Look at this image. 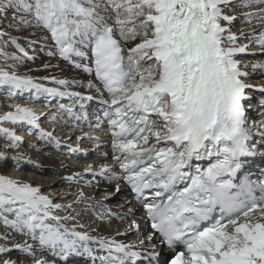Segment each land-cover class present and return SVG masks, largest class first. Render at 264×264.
<instances>
[{
  "label": "snow or ice",
  "instance_id": "1",
  "mask_svg": "<svg viewBox=\"0 0 264 264\" xmlns=\"http://www.w3.org/2000/svg\"><path fill=\"white\" fill-rule=\"evenodd\" d=\"M254 5L256 12L243 11ZM237 6V0H0V11L22 12L46 29L63 60L72 63L75 57L94 64L74 66L94 71L102 89L91 83L88 87L108 94L104 102L111 108L106 116L113 159L151 222L153 234L147 239L158 233L169 247L181 244L185 249L171 264H264V196L258 200L253 195L255 185L247 177L239 185L224 179L236 175L241 157L253 154L242 103L251 85L242 79L248 73L236 59L248 45L239 43L230 29L237 19L230 13ZM239 9L246 22L258 17L264 28V0H239ZM249 39L264 51V31ZM0 87H7L9 97L31 90L65 95L3 67ZM9 107L14 110L0 115V124L40 127L32 108ZM0 135L7 139L6 147L21 142L5 127ZM50 135L40 130L41 139ZM205 159L206 168L195 164ZM108 171L103 167L99 174ZM260 191L264 193V182ZM61 207L39 187L0 175V223L38 244L14 245L32 264H50L38 251L63 259L78 247L89 251L88 243L96 242L61 223L53 214ZM217 209L219 219L212 215ZM132 226L138 230L135 221ZM98 243L108 250L107 264H126L129 258L135 264L140 258L133 245L107 238ZM9 251L0 246V254ZM148 255L156 257L155 252ZM2 264L17 262L6 259Z\"/></svg>",
  "mask_w": 264,
  "mask_h": 264
},
{
  "label": "bare ground",
  "instance_id": "2",
  "mask_svg": "<svg viewBox=\"0 0 264 264\" xmlns=\"http://www.w3.org/2000/svg\"><path fill=\"white\" fill-rule=\"evenodd\" d=\"M255 8L257 9V7ZM243 11H246V9H243ZM238 12H240L239 8L230 13L237 16V19L233 21L230 26L231 32L238 36L239 43L248 45L247 53H250V55L246 57L247 63L261 65L256 61L264 60V51H261L259 46L249 38L258 36L264 31V28H262L256 20H251L253 24L247 26V30H245L244 24L241 25L240 23L241 18L244 17L238 16ZM16 34L19 35L21 33L17 32ZM21 38L24 43L28 45L25 47L26 55L23 52L19 58L22 60L21 63L19 62L14 65L0 63V67L5 68V70L9 72L14 69L20 76L31 77L34 83L41 84L44 88H55L60 92H73L78 94L80 98L76 100L79 103H87L92 105L96 110L100 109L101 115L99 121L107 117L106 113L111 111L109 103L104 102L109 99L107 92L103 91V94H101V92L96 90V87H88L89 83H91L102 89L101 82L96 79L94 71L90 74L83 71V68H76L74 66L75 63H81L82 65L94 68V64H92L90 60H80L75 57L72 63L63 60L59 56L57 47L51 39V36L48 35L47 30L35 24L28 26L27 31ZM36 43L40 46L46 45L50 47H48V50L35 52L32 47ZM32 50L33 53H31ZM49 53H51V55ZM243 54L244 53L238 54L236 59L239 61L245 60ZM29 57H32V59H29ZM242 66L241 64V70ZM258 68L260 67L252 66V74L257 73L259 81H254L249 84L253 88H246V90L253 92L259 100L261 98V101L264 102V92L260 91L264 86L260 87L258 84L253 86L255 83L264 81V68L262 66L261 70ZM246 78L242 79L245 80ZM56 80H65L68 83L66 85H59L55 83ZM2 89L3 91L0 88V115L8 111H13L14 109L10 108V105L20 104L32 108L37 115L42 114L43 110H48L46 113L47 117H44L43 120L46 121L47 119L49 123H53L46 124L50 125L51 128L43 126L45 129L44 132L50 133L51 135L45 136L43 138L44 141L41 142L39 150V167L36 168L34 165L24 164L22 166L23 168L21 167L19 169V174L14 176V180L30 184L33 187H39L42 195L48 197L54 204H60L62 206L61 209L54 210L53 213L60 218L61 223L70 229H74L76 232L86 233L96 240V242L88 243L87 247L89 251L85 252L82 257L72 254L73 252L68 253L71 255L66 260H63L64 258H59L58 255L53 256L49 251H44L42 253L38 251L37 254L42 259H47L50 264H103L104 261L102 262L101 259L106 257L108 250L98 243L101 238L115 240L117 243L128 245H132L139 241V246L133 247V251L138 250L140 254L144 255L155 252L153 249L158 245V240L154 238L152 241H149L147 239L149 234L138 238L137 235L140 231L145 230V228L142 227L140 230H137L135 226H132L133 221H135L136 225L144 222L146 214L144 208L138 206L137 203L133 201V195H130L132 194V188L126 180L122 178L124 173L120 169L119 164L113 159L115 154L112 151V129L110 122L103 132L97 133L96 138L89 139L87 136H81V134H83L82 127L84 126V122L77 118L74 113L71 114L74 117L71 123H64L59 117L55 116L54 107L51 106L49 110L48 107L42 109L41 106L35 108L34 104H26L25 102L34 100L31 98L34 94L29 93V91H24L18 93L16 96L9 97L8 90ZM20 94H23L26 98L22 99L18 97ZM37 95H41L47 99H60L64 97L59 95L52 96L43 92ZM87 97H91L92 99L89 100ZM23 100H25V102L22 103L21 101ZM43 102L45 101L39 103L43 104ZM243 102L244 100L242 103ZM51 105L61 106V104L57 102H53ZM246 106H252L253 115L259 124L258 126H264V109H262L264 106L260 107L259 102H255L254 100H251ZM74 107H76L77 112L80 111L77 105L72 104V110ZM76 121L79 122L77 123ZM9 126V123L0 124V127L8 129ZM95 128L96 126L94 125L93 129ZM74 131L76 132L74 136H72ZM62 132H67L68 134L62 135ZM68 136L71 137L67 145L64 140H67ZM262 138L263 137H260L257 143L264 145ZM80 140L92 142V145L87 147V151L82 154L78 149H75L76 147L68 151L69 144L77 146ZM7 144L8 141L3 136L2 140H0V154H3L5 158L0 159V175H4L6 170L15 169L16 165H18L16 162L15 165H13L12 160L8 158V153L13 151V154H19L15 152H18L19 148H17V146L6 147ZM28 146L29 144H25V148L23 149L24 152L27 151ZM100 150L105 151L104 155L101 157L98 155ZM252 156L254 157V154L250 155L248 161L242 160L245 167L251 166L259 169L261 166H264V156H261L259 159H252ZM89 167L91 171H87ZM103 167L109 168L110 171L99 174ZM257 169L252 171H257ZM7 177L10 178L11 176ZM68 177L72 179L69 180ZM95 212H97L98 216L94 215ZM64 217H70V219L64 220ZM5 235H7L8 238L0 239V244L8 246L7 248L11 251L0 254V264L6 259H14L17 264H32L31 257H26L25 254L17 250L14 245L16 243L23 244L25 241L29 244H36V242L32 241L30 237L21 236L10 228L6 229L3 224L0 223V236ZM141 240L144 241L143 244H141ZM161 252L162 250H160V253ZM91 253L94 254L95 258L88 261L91 257L89 254Z\"/></svg>",
  "mask_w": 264,
  "mask_h": 264
},
{
  "label": "rangeland",
  "instance_id": "3",
  "mask_svg": "<svg viewBox=\"0 0 264 264\" xmlns=\"http://www.w3.org/2000/svg\"><path fill=\"white\" fill-rule=\"evenodd\" d=\"M237 5H238L237 6V9H238L239 8V0H237ZM255 7H257V6L254 5L253 7L247 8L246 11L256 12L257 9ZM237 15L239 16L240 12H238ZM22 19H27L29 21V23H23ZM252 20L253 21L256 20V22H258V24H260V20H259L258 17H253ZM240 23H241V25L244 24L243 26L246 28L245 30H247V26H250V25L253 24V23L250 24V23L246 22L245 18H241ZM34 24L37 25L36 21L34 20V18H32L31 16H26L22 12H17V11H15L13 9H9L6 12L0 11V33H3V35L0 36V53H2V54H0V63L1 64H6L7 63V64H10V65H14V64L19 63V62L21 63V61H22L21 59L13 60V59H10L8 57L15 56V57L20 58L21 54H23V52L24 53L26 52L25 51V47H27L28 45H26L24 43V41L22 40L21 36L23 34H25V32L27 31L28 26H31V25H34ZM17 32H20L21 34L17 35L16 34ZM47 33H48V31H47ZM48 35L50 36V33H48ZM13 40L15 41V43L12 42ZM17 45L19 46V48L17 47ZM48 47H50V46H46V45L40 46L39 44L36 43L32 47V49H34L35 52H41V51H44V50H48ZM19 49H23V52L19 51ZM31 53H33V50L31 51ZM258 54H260V53H258ZM249 55H250V53H247V52L244 53L243 57L245 58V60L240 61L241 64L243 65L242 66V70H244L245 72L248 69L247 67H251L252 68V66H253L251 63H247V61H246L247 60L246 57H249ZM256 62L260 63L262 65V67L264 68V60H260V61H256ZM245 65H247V66L245 67ZM258 69L261 70V67L258 68ZM249 75L251 77H249ZM258 77L259 76L257 75V73L255 75H252V69H251V71L248 73V77L247 78L248 79L250 78V80H253V82H254V81H259ZM247 78L245 79V82L247 81ZM257 84L260 85V87H262V86H264V81H260L259 83H255L253 86H256ZM0 88L3 91V89H2L3 87H0ZM251 88H253V87L251 86ZM4 90H8V89L5 88ZM248 92H249L248 94H252L253 93L251 91H248ZM246 93H247V90H245V94ZM261 136H264V133ZM262 140L264 142V138H262ZM68 141L69 140H64V142L66 144L69 143ZM27 142H29V141H27ZM254 150L260 157L264 156V145L263 144L259 145ZM12 162H14V161H12ZM10 172H13V171H10ZM11 174L12 173H10V174H8L6 176H11L12 177ZM0 246H4V245L0 244Z\"/></svg>",
  "mask_w": 264,
  "mask_h": 264
},
{
  "label": "water",
  "instance_id": "4",
  "mask_svg": "<svg viewBox=\"0 0 264 264\" xmlns=\"http://www.w3.org/2000/svg\"><path fill=\"white\" fill-rule=\"evenodd\" d=\"M137 229V228H136ZM138 230H140V228L138 227Z\"/></svg>",
  "mask_w": 264,
  "mask_h": 264
}]
</instances>
